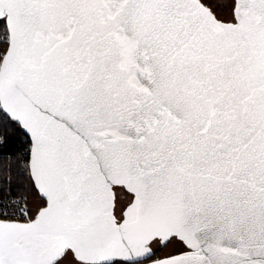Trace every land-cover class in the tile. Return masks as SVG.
<instances>
[{
	"label": "snow or ice",
	"instance_id": "obj_1",
	"mask_svg": "<svg viewBox=\"0 0 264 264\" xmlns=\"http://www.w3.org/2000/svg\"><path fill=\"white\" fill-rule=\"evenodd\" d=\"M0 264H264V0H0Z\"/></svg>",
	"mask_w": 264,
	"mask_h": 264
}]
</instances>
